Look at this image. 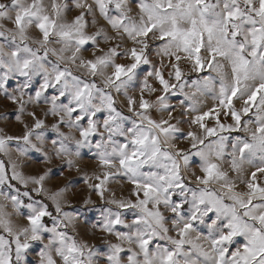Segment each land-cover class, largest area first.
<instances>
[{
  "label": "snow or ice",
  "instance_id": "6c2138e0",
  "mask_svg": "<svg viewBox=\"0 0 264 264\" xmlns=\"http://www.w3.org/2000/svg\"><path fill=\"white\" fill-rule=\"evenodd\" d=\"M0 102V264H264V0H0Z\"/></svg>",
  "mask_w": 264,
  "mask_h": 264
},
{
  "label": "rangeland",
  "instance_id": "374dc122",
  "mask_svg": "<svg viewBox=\"0 0 264 264\" xmlns=\"http://www.w3.org/2000/svg\"><path fill=\"white\" fill-rule=\"evenodd\" d=\"M4 110H5L4 109V102H0V111H4ZM7 110L8 111H11V108L9 107ZM0 126H3V122L2 121H0ZM7 130L9 132H15L17 130L16 127H15V122L14 121H13V123L11 125H9V127L7 128Z\"/></svg>",
  "mask_w": 264,
  "mask_h": 264
}]
</instances>
